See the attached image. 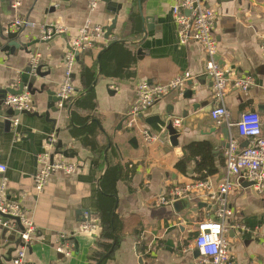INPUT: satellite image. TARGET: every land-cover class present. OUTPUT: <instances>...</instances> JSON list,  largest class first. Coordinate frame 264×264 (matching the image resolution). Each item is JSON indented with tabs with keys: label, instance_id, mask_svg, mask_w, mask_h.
Returning a JSON list of instances; mask_svg holds the SVG:
<instances>
[{
	"label": "crops",
	"instance_id": "1",
	"mask_svg": "<svg viewBox=\"0 0 264 264\" xmlns=\"http://www.w3.org/2000/svg\"><path fill=\"white\" fill-rule=\"evenodd\" d=\"M180 1L101 0L92 9L89 0H19L16 5L17 0H0L1 28L17 19H26L33 23L20 29L27 36L26 41L40 39L29 51L5 49V42L0 46V165L7 166L5 172L0 170V183L4 177L7 179L8 199L18 201L38 228L28 248L30 263L89 264L102 226L96 234H90L81 230V222L85 212L100 217L101 181L110 164H120L125 179L117 183L114 210L124 231L106 264H205L200 252L196 255L199 250L195 238L198 222L215 217L208 194H196L190 201L191 208L182 211H177L173 203L158 204L157 198L173 187L199 180L200 158L192 159L187 173L177 168L185 146L191 143H206L211 147L212 167L203 171L214 170L207 175L214 185L222 180L228 141L224 139L221 124H227L230 137H239L240 144L246 145L248 139L240 137L236 122L243 112L254 110L261 117L264 134V0H204L217 14L214 32L217 52L221 55L220 65L234 78L253 75L257 82L246 91L229 87L225 102L230 118L223 122L211 118L216 101L213 83L206 71L208 56L200 43L180 42L173 13ZM115 10L118 20L114 36L135 46L136 76L125 79L101 73L92 89L97 103L94 114L101 120L102 142L107 145L105 163L99 166L94 163L93 153L72 133L73 127L88 125L74 121L73 107L79 99L66 108L59 104L58 109L57 105L49 108L47 91L58 95L65 80L68 45L78 28L86 19L108 26ZM48 26L62 27L64 31L51 39H42V30ZM98 48L80 53L77 58L72 80L80 93L81 67L98 66L99 69L98 55L102 50ZM37 56L46 76L38 77L35 86L40 88L45 84V88L32 96L34 108L30 114H16V109L6 103L11 94L5 99L3 91L19 87L20 74ZM186 72L192 75L193 85L187 84L181 94L169 93L133 117L141 81L166 83ZM187 90L195 92L190 99L184 98ZM184 112H187L186 117ZM154 115L162 119L169 116L182 119L180 150H169L160 139H147L144 128L151 132L153 129L145 120ZM8 117H18L17 130L13 126L7 128ZM51 136L56 145L62 144V149L53 151L55 160L77 162L79 166L71 173L55 171L44 191L38 193L34 182L37 156L50 149ZM64 151L78 152L81 159L65 157ZM246 183L245 178H239L229 194V206L233 210L230 222L248 228L242 232L240 228L231 227L227 233L232 261L233 264H264V190L257 191ZM18 230L19 225L9 230L0 225V264H13L17 249L10 251L16 248ZM61 233L70 234L71 256L56 250Z\"/></svg>",
	"mask_w": 264,
	"mask_h": 264
},
{
	"label": "built area",
	"instance_id": "2",
	"mask_svg": "<svg viewBox=\"0 0 264 264\" xmlns=\"http://www.w3.org/2000/svg\"><path fill=\"white\" fill-rule=\"evenodd\" d=\"M101 0H89L90 6L94 9ZM19 4V0L15 3ZM174 19L178 26V34L182 44L198 42L208 56L206 71L213 83L214 99L216 106L211 111V118L216 122H223L230 118V110L225 102L227 91L230 86L246 91L257 85L253 75H245L234 78L231 72L222 67L214 60L218 51V42L214 32V24L217 17L215 10L204 0H181L173 8ZM33 26V23L26 19H17L10 23L7 28L11 31H18L23 27ZM62 27L43 28L42 39H51L54 35L60 34ZM118 40L114 35L106 38V26L86 19L78 28L76 35L70 42L66 54V75L60 86L58 96L67 100L68 104H74L80 96V91L73 83V71L77 63V53H84L96 46H107ZM264 55V42L262 44ZM39 57H35L32 66L35 69L39 64ZM193 78L190 72L178 75L169 82L143 80L138 85V103L133 111V117L139 115L163 97L171 92L181 94L190 79ZM8 105L13 106L17 111L32 110V95L25 91L20 95H9L6 99ZM62 106V102L59 103ZM33 107V108H32ZM134 118L131 119L130 124ZM182 119L174 117V125L180 127ZM19 125L18 117L12 119V126L15 130ZM240 137H246L248 143L240 144L239 137H230L228 146L224 152L225 171L222 180L217 184L210 179L196 180L186 186H176L169 191L162 192L158 198V204H172L174 201L188 196L190 193L207 195L212 201L214 218H208L198 222L195 246L199 250L205 264H233L230 251V243L227 238L229 229L240 228L242 232L248 231L247 226L231 223L233 210L229 206V194L237 185L239 178L251 180L257 191L264 190V134L262 130L261 117L257 111L248 110L240 115L236 122ZM147 139H160L158 134L144 128ZM50 149L38 155V169L34 176L35 188L38 193L44 191L45 186L55 171L74 172L79 163L51 160V154L56 148L54 136H51L48 143ZM53 149V150H52ZM0 170L5 172L7 166L0 165ZM0 225L8 229H16L19 225L18 234L21 235V244L17 247L13 264H32L27 260L28 248L34 241L38 232L35 222L29 217L28 211L18 202L8 199L7 179L4 177L0 183ZM22 226V229L20 228ZM101 225L100 217L85 212L81 222V230L86 233L96 234ZM70 234L61 233L56 250L65 256H71L73 244Z\"/></svg>",
	"mask_w": 264,
	"mask_h": 264
},
{
	"label": "trees",
	"instance_id": "3",
	"mask_svg": "<svg viewBox=\"0 0 264 264\" xmlns=\"http://www.w3.org/2000/svg\"><path fill=\"white\" fill-rule=\"evenodd\" d=\"M106 48L105 45H99L100 50ZM88 52V51H86ZM85 53V52H84ZM102 74L108 77L133 79L136 76L137 53L134 45L127 42L117 41L112 47L106 50L101 57ZM98 65V61H97ZM98 66L88 67L83 65L80 70V80L82 83L81 92L88 89L97 74ZM97 108L95 90L82 96L73 107V118L76 124L85 125V128L73 127L72 133L79 139L81 144L88 148L94 155V163L103 166L105 163V149L107 145L103 143L104 133L101 127V120L95 116ZM90 121V122H89ZM211 147L204 144L191 143L185 146V154L177 163V168L187 173L188 165L193 158L198 160L199 167L198 178L202 180L207 175L214 173L209 168L207 173L203 170L212 167L213 157L211 156ZM209 165V166H208ZM125 179L123 167L120 164H110L102 181L103 191L99 194V214L101 217L102 230L97 241V248L89 256V264H106L111 257V253L106 256L113 246L117 245L123 235V224L120 225L118 215L114 213L117 194V183Z\"/></svg>",
	"mask_w": 264,
	"mask_h": 264
},
{
	"label": "water",
	"instance_id": "4",
	"mask_svg": "<svg viewBox=\"0 0 264 264\" xmlns=\"http://www.w3.org/2000/svg\"><path fill=\"white\" fill-rule=\"evenodd\" d=\"M104 1H110V0H104ZM114 17L112 19V22L110 25L106 26V38L109 39L111 36L114 35V29L117 25V20H118V13L117 10L114 11L113 13ZM53 27V26H50ZM49 26L46 27L45 29H49ZM27 36L23 35V31L18 30V31H11L9 28L6 27H0V46L3 45V42L7 43L5 46V49H12V48H16V49H23V50H27L29 51V47L35 43L40 42V39H37L33 42H27L26 41ZM117 41H121V42H125L122 40H116L111 42L110 44H108L106 46V48H104L98 55V61H99V69H98V73L97 76L94 80V82L92 83V85L86 89L84 92L80 93V96L78 97V99H80L82 96L86 95L87 93H89L94 86L96 85L101 73H102V65H101V56L102 54L108 50L110 47H112ZM70 47V45H68ZM80 53H77V56H79ZM78 58V57H77ZM214 60L217 61L219 64L221 63V55L217 52L214 55ZM42 64H39L35 69L33 68L32 65H30L29 67H27L21 74L19 77V87L17 89H12L11 87L6 88L3 92H5L6 97L11 94V95H20L22 93H24L25 91L29 92L32 96H34L37 92H42L45 88V84H42L40 88H37L35 86V83L37 81L38 77H44L46 76V73L42 71ZM193 80H190L188 82L189 85H193ZM47 93L49 94L48 97V107L49 108H53L55 105H57V109H58V104L60 102H62V106L63 108L68 107V103L67 100H63L61 97H59L58 95H56L55 92H50L47 91ZM195 92H191V90H187L184 98L185 99H190L193 97ZM33 107H34V103ZM73 105V104H71ZM195 108V107H194ZM20 113H27L30 114L31 111L30 110H23V111H17L16 110V114H20ZM168 113L171 115V112L168 111ZM183 116H187V112H184ZM72 121V118H71ZM146 124H148L153 130L152 133L155 132V134L159 135V138L161 141L165 142V144L167 145V148L170 150L172 148H177L180 150V146L182 145V141L181 138L183 136V130L182 128L176 127L174 125V117L169 116L167 118H161V116L159 115H154V116H148L145 120ZM6 126L7 128H10L12 126V119L11 117H8L6 120ZM221 128H222V133L224 136V139L226 141H229L230 139V131L229 128L227 126V124H221ZM228 145V144H227ZM226 145V146H227ZM62 144L59 143L56 148L55 151L58 152L61 148ZM63 155L65 157H70V158H74L77 157L78 160H80L81 158H79V154L78 152H71L69 153L68 151H64ZM51 160L54 161L55 160V152H53L51 154ZM37 163H38V156H37ZM190 172H193L192 170ZM248 181L247 186H253V182L249 179H246ZM196 194L192 193L186 197L180 198L176 201L173 202V206L175 207V209L177 211H182L184 209H189L191 208L192 203L190 202L191 199L195 198ZM204 204H199V206H203ZM116 208V206H115ZM115 214V210L114 213ZM21 226V225H20ZM6 228V227H5ZM22 229V226L20 227ZM8 229V228H6ZM9 230V229H8ZM17 236V242H16V248H12V250L10 251L13 252L15 249H17V247L21 244V235L16 233L15 234ZM10 240V239H8ZM114 248V246H113ZM113 248L110 250V252L108 254L111 253V251L113 250ZM107 254V255H108ZM199 254V251L196 252V255ZM106 255V256H107ZM142 260V259H141Z\"/></svg>",
	"mask_w": 264,
	"mask_h": 264
}]
</instances>
